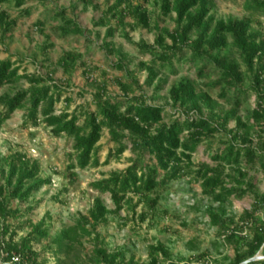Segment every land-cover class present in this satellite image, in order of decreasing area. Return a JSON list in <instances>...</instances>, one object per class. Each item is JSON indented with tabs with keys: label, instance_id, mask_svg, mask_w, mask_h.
<instances>
[{
	"label": "trees",
	"instance_id": "16d2710c",
	"mask_svg": "<svg viewBox=\"0 0 264 264\" xmlns=\"http://www.w3.org/2000/svg\"><path fill=\"white\" fill-rule=\"evenodd\" d=\"M88 7L93 0H81ZM147 4L150 0H142ZM47 6L49 0H0V45L10 38L21 18H30L34 8L30 3ZM143 3L132 0H115L95 26L106 28L105 46L109 53H115L112 41L121 30L130 40V30L139 28L158 31L154 45L141 41L140 47L153 55L152 64L142 66L148 71L147 85H153L159 79L157 62L162 66L173 67L174 59L186 49L191 52L194 61H210L221 76L217 82L222 85V96L228 91L242 92L245 79L252 81L251 89L258 99V108L253 111L252 120L255 124L245 122L238 115L239 102L235 108L224 114L216 111L218 102L209 94L199 92L194 82L182 80L170 90V102L175 108H182L184 119L178 118L171 123L164 122V108L148 104L145 96L129 99L123 111L119 102H112L106 86H99L95 96L97 112L86 111L84 124L80 125V116L67 111L56 113V104L61 99L63 87L53 81V73L48 76L20 74V67L9 58L0 61V89L7 85H15L27 81L30 88L20 90L14 95L0 97V127L18 110H25L27 122L34 126L44 124L50 128L54 136L67 135L73 139L75 162L69 170L79 168L84 170L91 165H98V143L102 133L107 128L112 140L118 144L116 158H120L127 150L124 144L129 139L134 154L132 165L122 172H114L108 179L93 184L94 189L101 193H109L115 210L97 198L88 216H81L73 226L65 227L52 240L51 249L57 259L56 264H135L134 259L127 261L124 252L112 253L106 248L97 247L89 259L83 256L85 240L96 234L97 227L108 222L109 215H118L126 205L136 208L143 204L155 210L160 201V189L172 182L185 178L193 173L192 156L204 140L223 135L227 139L226 150L217 153L213 159L216 166L202 165L196 171L197 179L201 182L202 193L210 204L206 213L210 225L219 232L222 246L232 247L235 258L229 259L231 264H243L256 257L264 256V222L257 213L264 210V194L257 192L254 179L250 176L251 169L264 173V138L260 137L254 146L253 135L256 127L264 121V34L253 29L249 20L216 19L211 15L213 3L211 0H161V14L165 17L175 15L174 30L160 27V23L152 26V16ZM6 4L13 5L19 10V16L13 17L3 9ZM249 9L264 10V0H247ZM54 16L59 20V31L64 37L87 36V30L74 18L66 14V9H57ZM131 18L133 23H128ZM116 22V26H113ZM42 21L37 27L43 32ZM171 41V44L167 40ZM48 43L41 47L44 56L53 48ZM234 49L246 66L243 72L241 65L234 61L228 53ZM125 56L123 55V58ZM78 58L73 53L65 54L58 66L67 75L76 69ZM45 60L48 58L45 57ZM117 68L128 71L124 61H119ZM208 66L200 68V75H205ZM126 96L132 91L130 85L121 84ZM207 106L210 116L204 112ZM231 121L236 122L235 129H229ZM109 155L106 162L112 158ZM149 156L154 163L146 161ZM5 167L0 165V264H40V254L34 249L33 242L50 237V226L46 221L32 226L27 237L16 240L17 232L8 224L10 219H17L21 214L14 209L12 203H25L33 194L50 180L40 177L41 167L37 161H31L25 155H16L12 161H6ZM75 178L76 173L72 172ZM131 195L139 201L134 205ZM252 196L255 205L252 210L244 211L236 217L230 210L232 199H243ZM145 220V218H142ZM247 232V233H246ZM189 246L196 248L190 241ZM151 264H189L184 261H171L172 255L163 243L153 245L149 249ZM18 261L15 262L14 259ZM162 258V259H161ZM249 264H264V260Z\"/></svg>",
	"mask_w": 264,
	"mask_h": 264
},
{
	"label": "rangeland",
	"instance_id": "374dc122",
	"mask_svg": "<svg viewBox=\"0 0 264 264\" xmlns=\"http://www.w3.org/2000/svg\"><path fill=\"white\" fill-rule=\"evenodd\" d=\"M114 1L93 0V5L88 7L81 0H49L46 7L37 2L30 3L28 6L35 9L33 15L30 18H21L12 36L6 40L5 46L0 45V61L12 58L20 67L21 75L26 73L48 76L53 73V81L63 87L61 99L56 104V113H77L80 116V125L84 124L86 111H98L95 96L99 92V86L103 85L106 86L112 102H119L123 111L129 99L142 95L148 104L164 108L165 123L169 124L178 118L184 119L185 110L173 107L169 97L171 88L182 80L194 82L199 92H205L217 101L218 113L224 114L235 108L239 102L238 115L245 122L255 124L252 116L258 99L251 89L252 81L246 78L241 93L234 89L223 97L222 85L217 84L220 72L208 60H192L188 49L174 59L173 67L164 68L160 61L157 62L159 79L153 85H147L149 74L142 63L152 64L154 59L150 52L140 47V43L144 41L150 46L154 45L158 31L129 29V40L119 30L114 39L108 40L109 43L112 41L116 50L115 53H109L105 46L106 28L97 27L94 23ZM132 1L136 4L143 3L142 0ZM211 1V15L216 19L249 20L253 29L264 34V10L249 9L247 0ZM160 2L161 0H150L147 4L143 3L151 13L152 26L160 23V27L174 30L176 16H163ZM3 9L13 17L19 16V10L13 5L6 4ZM57 9H66L67 16L74 18L87 30V36L64 37L58 29L60 22L54 16ZM39 21L45 24L43 32L37 27ZM127 22L133 23V20L128 18ZM113 26H116V22H113ZM167 42L171 44L169 39ZM48 43L54 46L44 56L41 47ZM67 53L79 57L77 67L71 75L65 74L58 66V62ZM228 53L241 65L243 72H246L240 55L234 49ZM45 57L48 60H45ZM119 61H124L130 75L117 68ZM204 64L208 69L202 76L200 68ZM121 84L132 87L129 96L124 94ZM29 88L27 81L7 85L0 89V97L11 96ZM2 110L3 107H0V111ZM204 112L207 116L211 114L207 106L204 107ZM27 121L25 110H18L0 127V165L6 168L5 159L11 162L16 155H25L40 164V177L50 180V183L35 192L28 202L14 201L12 207L19 209L21 214L17 219H10L8 224L17 232L16 240H21L32 231L31 223L37 225L45 220L46 226H50V237L34 241L33 246L40 254V264H56L57 259L51 249L52 240L63 228L75 225L82 215L88 216L97 198L103 200L110 210H115L110 194L99 192L94 189L93 184L108 179L114 172L125 171L132 165L134 154L131 151V142L125 139L123 142L127 150L120 158H116L118 144L112 140L109 130L105 128L98 143L99 164H93L84 170H73L76 177L72 178L69 167L75 162L73 139L67 135L56 137L44 124L34 126ZM235 128L236 122L231 121L229 129ZM226 142L227 139L223 135L204 140L192 156L193 173L162 187L161 201L155 210L143 204L136 210L126 205L118 215H109L108 222L98 226L96 234L85 240V259L88 260L97 247H103L112 253L124 252L127 261L133 258L135 264H151L150 247L163 243L169 248L171 261L174 262L231 264L228 258L234 259L235 252L232 247L222 246L218 230L210 225L206 213V206L210 201L203 195L201 182L196 175L202 165H217L218 162L213 156L226 150ZM111 153L112 158L106 162ZM146 161L154 163L149 156ZM250 176L254 179L257 192L264 194V173L259 168L251 169ZM131 197L136 205L138 197ZM232 200L230 210L239 217L250 208L253 197ZM190 241L195 243L196 248L189 246Z\"/></svg>",
	"mask_w": 264,
	"mask_h": 264
},
{
	"label": "built area",
	"instance_id": "2783aa9c",
	"mask_svg": "<svg viewBox=\"0 0 264 264\" xmlns=\"http://www.w3.org/2000/svg\"><path fill=\"white\" fill-rule=\"evenodd\" d=\"M260 104L262 105V109L264 110V101L261 102ZM258 106H259V105H258V103H257L255 109H257ZM260 137H263V138H264V121L261 122V124L257 126V128H256V132H255L254 135H253V143H254V146L257 145V143L259 142ZM254 205H255V201H254V199H253L250 208L247 209V210H252V208H253ZM257 215H258V217H260V218L262 219V221L264 222V210H260V211L257 213ZM246 233H247V232H246ZM14 261L17 262L18 259L15 258Z\"/></svg>",
	"mask_w": 264,
	"mask_h": 264
},
{
	"label": "water",
	"instance_id": "95a60500",
	"mask_svg": "<svg viewBox=\"0 0 264 264\" xmlns=\"http://www.w3.org/2000/svg\"><path fill=\"white\" fill-rule=\"evenodd\" d=\"M260 260H264V256L261 255V254H258L256 257L244 262L243 264H249L251 262H254V261H260Z\"/></svg>",
	"mask_w": 264,
	"mask_h": 264
}]
</instances>
